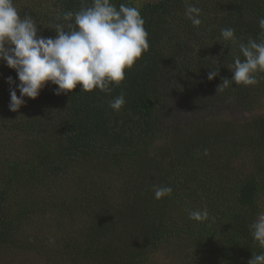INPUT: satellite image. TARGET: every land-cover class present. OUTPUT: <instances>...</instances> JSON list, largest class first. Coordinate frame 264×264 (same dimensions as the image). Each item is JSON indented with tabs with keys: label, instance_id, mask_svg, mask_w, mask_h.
<instances>
[{
	"label": "trees",
	"instance_id": "trees-1",
	"mask_svg": "<svg viewBox=\"0 0 264 264\" xmlns=\"http://www.w3.org/2000/svg\"><path fill=\"white\" fill-rule=\"evenodd\" d=\"M21 1L14 0L19 15L52 38L57 24L68 31L74 23L63 13L92 4ZM110 2L138 8L148 32V50L119 85L56 95L49 82L13 112L10 87L20 81L0 64V260L29 251L49 264H157L165 251L168 264H248L264 252L249 229L264 212V72L254 85L221 84L233 75L238 44L259 42L264 0ZM186 3L201 9L199 27L185 16ZM229 27L236 44L221 36ZM171 81L190 89L187 108L260 111L240 122L207 117L166 130ZM121 94L125 104L115 111L109 102ZM157 186L173 191L157 200ZM204 209L207 220L189 218Z\"/></svg>",
	"mask_w": 264,
	"mask_h": 264
},
{
	"label": "clouds",
	"instance_id": "clouds-1",
	"mask_svg": "<svg viewBox=\"0 0 264 264\" xmlns=\"http://www.w3.org/2000/svg\"><path fill=\"white\" fill-rule=\"evenodd\" d=\"M185 16L194 27L202 24L201 9L194 5L186 3ZM73 18L74 23L67 24L68 31L63 24H57V36L44 37L38 35V27L30 16L19 15L14 0H0V64L14 69L20 81L10 87L11 111H18L25 104V97L37 98L49 82L58 86L56 95L66 94L78 85L80 92L97 88L106 91L109 83L119 85L124 81L125 69L132 68L149 48L145 20L136 7L121 3L117 8L110 0H92L91 6L62 15L66 22ZM259 28V42L249 39L247 44H238V54L228 67L233 75L223 80L224 87L230 82L245 86L258 83L256 74L264 72V17L259 19ZM221 36L226 42L237 43L233 28L221 29ZM218 75L219 69L212 70L208 79ZM7 82L15 85L11 77ZM221 85L218 91L223 90ZM124 104L123 94L109 102L115 111ZM172 191L169 186H157L154 196L159 200ZM208 216L207 209L189 214L195 221L207 220ZM249 229L254 241L264 249V212L257 215ZM248 264H264V252L254 253Z\"/></svg>",
	"mask_w": 264,
	"mask_h": 264
},
{
	"label": "rangeland",
	"instance_id": "rangeland-1",
	"mask_svg": "<svg viewBox=\"0 0 264 264\" xmlns=\"http://www.w3.org/2000/svg\"><path fill=\"white\" fill-rule=\"evenodd\" d=\"M27 4L26 0L20 2V7H24ZM36 23V22H35ZM171 81L173 86H169L165 90L164 104L165 109V121L164 128L166 130L173 129L174 127H189L197 121H205L207 117H214L220 121H227L228 118L231 121L240 122L249 118L252 114L260 111V108H256L253 112H245L243 109H236L233 111H227V107L224 105L215 106L213 110L210 107L199 108V107H188V99L190 97V89L187 88L183 82ZM237 159H235V162ZM238 163L243 162V155L238 159ZM114 179V177H111ZM41 255H37L33 252H22L16 253V251L5 252L3 258L0 260V264H49L46 262ZM154 261L157 264H168V257L163 253H156Z\"/></svg>",
	"mask_w": 264,
	"mask_h": 264
}]
</instances>
